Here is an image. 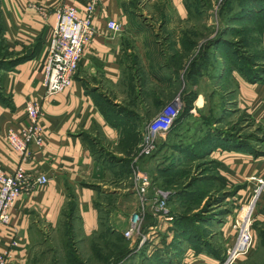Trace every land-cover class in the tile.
<instances>
[{
    "label": "crops",
    "instance_id": "0c3cea01",
    "mask_svg": "<svg viewBox=\"0 0 264 264\" xmlns=\"http://www.w3.org/2000/svg\"><path fill=\"white\" fill-rule=\"evenodd\" d=\"M206 1L101 0L93 17L96 34L84 49L71 86L46 97L44 62L57 10L75 5L85 11L88 0H0V167L11 173L23 166L33 177H49L47 184L20 195L11 209V226L0 222V250L10 249L15 238L20 241L9 264H27L32 251L47 241L38 242V233L48 231L64 229L72 235L68 242L78 241L79 246L98 238L104 229H110L107 235L112 239L121 233L130 241L124 231L140 206L132 157L153 115L177 97L192 99L190 108L161 137L157 154L141 164L155 163L156 172L172 175L213 160L215 169L197 171L188 181L210 183L202 197L209 203L204 214H216L206 223L215 236H203L202 229L200 238L183 236L173 247L161 244L159 253L148 250L145 256L155 262L143 264H216L225 256L238 231L225 220L232 210H214L228 202L237 207L250 201L257 185L251 178L264 176V16L252 17L243 8L247 3L263 5L264 0L230 6V14H221L228 18L225 28L204 43L199 54L211 25L221 22L220 14L216 18L206 13ZM110 20L118 21L121 30L108 31ZM237 38L243 40L240 50L254 58V76L239 66L228 68L235 55L227 60V41L236 45ZM252 38H257L255 44ZM208 56L216 71L206 75ZM28 100L42 105L45 143L32 145L30 156L22 160L5 137L9 129L26 124ZM207 100L220 103L209 108ZM154 180L157 185V177ZM191 184L189 190L194 189ZM156 185L150 193L159 189ZM184 197L178 200L184 202ZM157 223L164 230L169 225L154 218L147 229ZM252 231L258 243L264 231V196L255 208ZM113 253L117 258L118 251Z\"/></svg>",
    "mask_w": 264,
    "mask_h": 264
},
{
    "label": "built area",
    "instance_id": "2783aa9c",
    "mask_svg": "<svg viewBox=\"0 0 264 264\" xmlns=\"http://www.w3.org/2000/svg\"><path fill=\"white\" fill-rule=\"evenodd\" d=\"M100 1L88 0L85 11L79 10L75 5H64L58 8L56 24L44 62L42 85L45 88L46 97L61 93L71 86L78 71L84 49L96 34L93 17ZM107 28L108 31L118 32L121 30L122 25L116 20H110ZM182 108V99L177 97L171 103L166 104L148 122L144 128L140 144L144 156L151 157L157 151L158 140L173 128L176 120L181 115ZM42 116L41 103L28 100L26 102V124L19 129H9L6 134V142L20 154L22 160L30 156L32 145L41 147L45 143ZM134 178L137 183L139 182L137 193L140 198L142 200L147 199L152 185V177L147 171L137 167ZM251 180L257 185L251 201L239 203L240 209L236 218L237 238L227 248L225 258L216 264H235L237 260L247 256L254 248L255 236L252 230L255 221V208L264 196V176H254ZM48 182L49 177L46 174L33 177L23 166L18 167L11 173L0 167V222L6 226H11V209L20 195ZM160 192L165 198L168 197L169 192ZM165 203L166 200L163 199L159 203L157 211H162L166 220H170L172 217L168 215L169 210L165 207ZM247 204L253 207L252 212L247 218H242L240 213ZM164 216L162 217L164 218ZM139 222V214L135 213L131 216L127 229L124 231L126 237H134L140 226ZM19 244V239L15 238L10 249L0 250V264H9L13 248L18 247Z\"/></svg>",
    "mask_w": 264,
    "mask_h": 264
},
{
    "label": "rangeland",
    "instance_id": "374dc122",
    "mask_svg": "<svg viewBox=\"0 0 264 264\" xmlns=\"http://www.w3.org/2000/svg\"><path fill=\"white\" fill-rule=\"evenodd\" d=\"M230 1L231 0H207L206 1L208 3V5L206 6V13L209 12L211 14H214V16L216 18L220 14L221 22L219 23V25L215 24L213 27L211 25V28H210L211 32L206 34L205 39L202 41V43L200 42L199 48L203 45L205 46V44L208 43L209 40L214 39L217 36V34L225 28L224 24H227L228 18H226L225 20L222 19L223 17L221 14H223V12H227V14L231 13V9L229 8L231 6V3L229 5ZM233 1H234L233 4H238L239 5L238 7H240V6H242L241 3L243 1H246V0H233ZM227 6H228V10L226 8ZM246 7H247V4H244L243 8L245 9ZM255 24L256 23H254V25H253L254 28L257 27V25H255ZM244 28H245V26H244ZM226 38L230 39V41L233 40L232 39L233 37H229V38L226 37ZM239 40L241 42L243 41L240 38H237V43H236V45H233V46L229 40L227 41L230 44V45H228V44L226 45V47H230V52H229L230 57H228L227 60H230L232 58L233 50L238 49L239 52H242V50H240L239 43H241V42H239ZM248 40H251L250 37L248 38ZM252 41L255 44L257 42V38H252ZM1 50H2V48L0 47V53H1ZM202 50H203V48L199 49V54L202 53ZM253 50H255V49H253ZM253 52L256 54L255 51H253ZM210 56H208V63H206V68H205V74L206 75L212 74L213 72L216 71L215 66H214V63H215L214 59ZM192 59L193 58H190L188 60L189 63H191L190 61ZM227 64H228V68H229L230 65H234V62H227ZM1 65L3 67L6 66L5 63H1ZM186 72H187L186 67H184L183 71H182V76L186 75ZM208 88H209V86L206 85L205 89L207 91H208ZM172 101L173 100H171L169 102H165L163 107L166 104L171 103ZM206 103L209 104V108H212V107H217V105H219L220 102L207 100ZM182 107L183 108H182L181 115L183 114L184 108H185V102L183 100H182ZM160 110L157 113H155L153 115V117L155 115H157L160 112ZM167 134H165V135H167ZM141 141H142V138H141ZM141 141H140V143H138L137 150L134 151V154L132 157L133 161H134L133 162V164H134L133 165V168H134L133 173H135V170L137 169V167H140L142 170L147 171L150 174V176L152 177L151 187L156 185V182L154 181V177H157V185L156 186H158L159 189L155 188L150 193V190H151V187H150L147 199L142 200L140 198L139 209L134 211V213L132 214V216L135 213L139 214V216H140V222H139L140 226L138 228L137 233L134 235V237H132V238L126 237L130 241H128V240H125V241L124 240L123 241L117 240L116 241L115 239H117V238L114 237V239H112L108 235H106L105 233L101 232L99 235L100 237H98L96 239L88 240L85 244H83L82 246H79L78 241H77V243L68 242L70 239V236H72V235H69V233H67L64 229H61L59 231V233H56L53 231H48L45 234L38 233V235L36 237L38 242H43V240L45 242L47 240L49 242V244L46 241L43 244V246L38 245V247H36L32 251L31 257H30L27 264H77L71 258V255L76 259L78 257L79 260L82 261L84 264H137L136 263L137 262L136 254L139 251H141V254H140V260H138V262L141 261V264H143V262L154 263L155 259L151 258L153 261H150V260L146 259V257H145L148 254L147 253L148 250H149V252H151V254H153L154 252L159 253L158 250L161 251V249L163 247V246H161V244H164V247H166L167 245L168 246L171 245L172 247L175 246V244L178 243V241H177V239L179 237L178 231H180V230L182 231L183 228H185L188 225L187 224V222L189 221L188 219H191L192 220L191 223L194 224V226H196L199 230H202V229L204 230L203 236H205V237L210 236V237L214 238L213 236H215L214 235L215 231L212 228L206 227V226H208V225H206V223H208L207 220H208V216H210V215L198 213L201 208H204L207 206V202H208L207 200L208 199H206L203 202L202 196H200L199 200H197L196 197L194 198L192 196H186L183 199L184 202H182V200H177L178 203H176L177 201L175 203H171L169 201L171 199V196H177L180 189L186 188L187 185H190V183H192L191 182L192 180L191 181L189 180L190 181L189 182L188 179L189 178L191 179L193 177V175H196L197 171H198L197 173L200 174L202 170L205 172V170H209L211 168L215 169L216 164L214 163V161L210 160V161H206V162L201 163L202 165H199V166L194 165V166L189 167V168H184V169H181L180 171H178L172 175H168V174L161 173V172H156L155 169L157 167H156L155 163L151 166H149V165L144 166L141 164V163H143L144 158H150V157L144 156L143 153L141 152V150H142L141 145H140ZM159 144H160V140H158L157 151L159 150V146H160ZM152 156H151V158H152ZM207 160H209V159H207ZM184 177L187 178V180ZM134 181L137 182V180H135V178H134ZM159 185L161 187H159ZM138 187H139V182H138ZM197 188H199L198 191L202 190L204 193H208V191L211 189L210 183H208L206 185H197V183H195L194 190H196ZM160 191L169 192L168 197L165 198L164 196H162L160 194L161 193ZM152 196H153V198H152ZM163 199L166 200L165 207L169 210L168 215H170L172 217L170 220H166L162 211H157L158 207H159L158 205ZM250 201H247L245 203H248ZM239 205L240 204H237V207H236V204L234 205L233 202H228L226 205H224V207H222L223 205L219 206V207L215 208L214 211L220 212L221 210H223L225 208L228 210H232V213L226 217L229 219H225V220L228 222H231V227H232V229H234L236 226V223L234 221L236 220L239 209H240ZM162 216H164V218ZM214 216H216V214H214L212 216V218ZM154 218H156V220H158V222L169 223L166 230L162 229L159 226V224L157 223L156 226L152 229L155 231V233H152V232L150 233V231H152V230H148L147 228H149L148 226L153 222ZM203 218H205V220H203ZM151 219H152V221H150ZM103 220H104V222H103L104 225H106L107 218L105 215H103ZM195 220H201V221H197L195 223L194 222ZM216 220H217L216 223L218 224V222L221 219L219 217H217ZM153 225H155V224H153ZM214 226H216V224ZM68 231H69V228H68ZM169 233L172 234L171 235L172 239H171L170 243H168ZM124 236H125V234H124ZM144 238H145V240L143 241ZM111 240H113V241L111 242ZM83 243H84V241H83ZM113 243H114V245H113ZM158 245H159V247H158ZM116 246H119L121 248V250L122 249L126 250V253L124 255L123 260L121 259L122 261L121 260L117 261L116 254L113 253V251L116 250V248H115ZM70 252H71V254H70ZM91 256H92V258H91ZM244 257L245 258L237 260L235 262V264H264V231L262 232L261 238H259V242L257 243V241H255L254 248L251 250V252L247 256H244Z\"/></svg>",
    "mask_w": 264,
    "mask_h": 264
},
{
    "label": "trees",
    "instance_id": "16d2710c",
    "mask_svg": "<svg viewBox=\"0 0 264 264\" xmlns=\"http://www.w3.org/2000/svg\"><path fill=\"white\" fill-rule=\"evenodd\" d=\"M233 0H231L230 2H229V5H230V3H231V6L233 5ZM226 8H228V6L226 7ZM245 11H247V13H251L252 14V17H258V16H264V4L262 5V4H260V3H257L256 5H254L253 7L252 6H250V4L249 3H247V7L245 8ZM264 21V20H263ZM262 24V23H261ZM221 35V34H220ZM216 40H218V37L216 38ZM215 40V41H216ZM214 41V42H215ZM229 43V42H228ZM234 45V44H233ZM232 45V46H233ZM232 54H234L235 56H233L234 57V65L235 66H239V69L241 70V71H243L244 73L245 72H249V71H251L252 73H253V76L255 75V74H257V72H258V70L256 69L257 67H255L254 66V58H251L250 56L248 57H246V55L243 53V52H239V50L238 49H235V50H233V53ZM253 62V63H252ZM244 65H247V67H246V69H244L243 68V66ZM253 66H254V68H253ZM193 69V68H192ZM259 77V76H258ZM185 108H184V112H186V111H188V109L190 108V106H191V103H192V99H185ZM183 112V113H184ZM183 115V114H182ZM181 115V116H182ZM177 121V120H176ZM159 151V150H158ZM158 151H156L155 153H154V155L158 152ZM153 155V156H154ZM152 156V157H153ZM197 179V180H196ZM199 179L198 178H194L193 179V181H192V184L191 185H193V183H196V181H198ZM155 181V180H154ZM206 184H208V183H206ZM205 184V185H206ZM159 187H161L160 185H159ZM165 187V186H164ZM187 187H189V185L187 186ZM183 188V189H180L179 190V192H178V195L177 196H171V199L169 200L171 203H175L178 199H180L181 198V195H183V196H192V197H196L197 198V194L199 195V197L200 196H202V194L204 193L202 190L201 191H198V190H189L188 188ZM191 187V186H190ZM169 191V190H168ZM184 197V198H185ZM183 198V199H184ZM197 200H198V198H197ZM196 200V201H197ZM208 207H209V203H207V206L206 207H204V208H202V210L200 211V212H198V213H202V214H204L205 212H207L208 211ZM73 216V214H71V213H69L68 214V227H69V232H71L70 230H71V222H72V217ZM212 217V216H211ZM211 217H208V219L209 218H211ZM188 219V218H187ZM189 221L187 222V226L185 227V228H183V230L181 231H178V234H179V237H178V239L180 238V237H183V236H185V237H190V238H200L201 236H202V230H199L196 226H194V224H192L191 222H192V220L191 219H188ZM203 220H205V218H203ZM197 221H201V220H195L194 222L196 223ZM190 223V224H189ZM108 230H110V229H104V231H102V233L103 232H105V234L107 235V233H108ZM261 236H262V234H261ZM100 237V236H99ZM114 237H117V240H119V241H125V237H123V235L121 234V233H117V234H115V236ZM178 239H177V241H178ZM113 245H114V243H113ZM112 245V246H113ZM176 245V244H175ZM116 248V251H118V253L117 254H119L118 255V257H117V261L119 260H121V259H123L124 258V255H125V253H126V250L125 249H122L121 250V248L119 247V246H116L115 247ZM116 253V252H115ZM70 254H71V252H70ZM71 258L77 263V264H84L82 261H80L79 260V258L77 257V259L76 258H74L72 255H71ZM225 258V256L221 259V260H223Z\"/></svg>",
    "mask_w": 264,
    "mask_h": 264
},
{
    "label": "bare ground",
    "instance_id": "6f19581e",
    "mask_svg": "<svg viewBox=\"0 0 264 264\" xmlns=\"http://www.w3.org/2000/svg\"><path fill=\"white\" fill-rule=\"evenodd\" d=\"M252 208L253 207L250 204L245 205L243 210L240 213V217H242V218L246 217L247 218L251 214Z\"/></svg>",
    "mask_w": 264,
    "mask_h": 264
}]
</instances>
